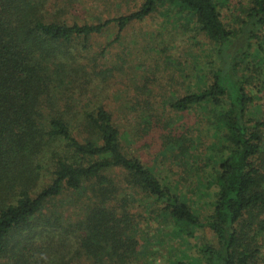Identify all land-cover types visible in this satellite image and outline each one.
I'll return each mask as SVG.
<instances>
[{
    "label": "trees",
    "instance_id": "trees-1",
    "mask_svg": "<svg viewBox=\"0 0 264 264\" xmlns=\"http://www.w3.org/2000/svg\"><path fill=\"white\" fill-rule=\"evenodd\" d=\"M225 3L141 0L128 13L77 22L47 16L46 0H0V264H144L155 242L164 264H264V0L242 4L234 26L220 15ZM158 9L191 21L212 48L205 66L187 64L198 68L193 89L167 101L194 124L163 133L147 163L102 98L81 100L100 70L86 55L90 37ZM157 116L130 138L166 126ZM200 228L211 238L191 240Z\"/></svg>",
    "mask_w": 264,
    "mask_h": 264
},
{
    "label": "rangeland",
    "instance_id": "rangeland-1",
    "mask_svg": "<svg viewBox=\"0 0 264 264\" xmlns=\"http://www.w3.org/2000/svg\"><path fill=\"white\" fill-rule=\"evenodd\" d=\"M247 1L226 0V3L219 8L222 19L234 26L235 15L241 19L243 7L240 6L245 5ZM140 3L141 0H46L45 9L49 17H63L67 21L98 22L128 13ZM55 11L58 13L53 14ZM244 30L239 36H244ZM263 31L264 26L256 30V32ZM204 39L203 35L193 28L191 21L188 22L184 17L178 18L175 15L167 19L162 9L128 22L118 32L115 23L110 22L101 32L90 37L86 55L89 58L96 55L100 70L98 71L96 66L98 73L88 74L90 78L85 85L86 90L81 101L90 98L95 92L96 98H102L106 108L112 112L113 120L124 129L126 143H130V147L142 160L147 163L154 161L158 154L154 155V158L150 156L159 149L163 133L169 132L170 128L171 132L180 133L184 126L194 124V116L189 113L183 114L181 120L175 118L168 109L167 101L174 95L193 89V85H196L194 79L198 74V68L188 69L187 64L205 66L212 44L203 43ZM79 60L82 61L81 58ZM192 75L195 77L193 78ZM259 95L260 99L257 101L264 103V88ZM142 111H145L143 116L138 118L137 114ZM157 113L158 120L168 121L166 126L161 120L159 125L156 122L152 126L143 141L133 132L130 138L128 134L130 129L135 127L134 129L142 131L141 125L144 119L148 118L153 122ZM190 133L195 140L194 136L197 133L195 127H191ZM208 142L209 137L202 134L200 142L197 140L195 144L202 149ZM193 144L189 145V149L194 147ZM175 161L168 166L174 176H176L175 172H180V163L177 159ZM190 163L191 160L185 168H189ZM64 198L66 197L61 196L54 199L63 212L70 202ZM138 201L135 200L134 203ZM68 209L70 214L68 217L71 220L80 216L77 213L78 207L73 203ZM133 209H137L136 205ZM65 219L70 220L66 214ZM203 238L210 239L211 233L208 229L200 228L195 231L191 240L199 241ZM164 249L162 244L155 242V245L152 244L147 252L140 255V258L143 259L144 264H164Z\"/></svg>",
    "mask_w": 264,
    "mask_h": 264
}]
</instances>
